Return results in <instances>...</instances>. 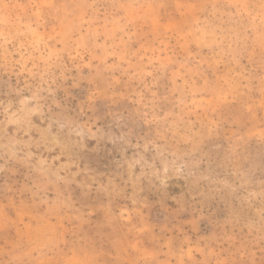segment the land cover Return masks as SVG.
<instances>
[{
    "label": "rangeland",
    "instance_id": "1",
    "mask_svg": "<svg viewBox=\"0 0 264 264\" xmlns=\"http://www.w3.org/2000/svg\"><path fill=\"white\" fill-rule=\"evenodd\" d=\"M0 264H264V0H0Z\"/></svg>",
    "mask_w": 264,
    "mask_h": 264
}]
</instances>
